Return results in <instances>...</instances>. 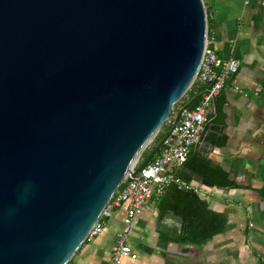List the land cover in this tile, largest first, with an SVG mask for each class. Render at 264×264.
<instances>
[{"label":"water","instance_id":"95a60500","mask_svg":"<svg viewBox=\"0 0 264 264\" xmlns=\"http://www.w3.org/2000/svg\"><path fill=\"white\" fill-rule=\"evenodd\" d=\"M205 42L203 0H0V264L71 260L198 97L170 115Z\"/></svg>","mask_w":264,"mask_h":264},{"label":"crops","instance_id":"0c3cea01","mask_svg":"<svg viewBox=\"0 0 264 264\" xmlns=\"http://www.w3.org/2000/svg\"><path fill=\"white\" fill-rule=\"evenodd\" d=\"M203 4L207 45L220 58L237 59L238 67L214 96L204 123L207 136L188 154L222 169L233 186H204L174 172L209 210L221 214L225 225L200 243L185 240L181 215L196 204L181 191L186 188L171 184L159 199L145 201L132 219L127 244L136 257H123L122 264H264V7L242 0ZM204 88L195 85L198 92ZM216 115L220 123L211 129ZM124 208H114L101 232L86 238L69 263L108 264Z\"/></svg>","mask_w":264,"mask_h":264},{"label":"built area","instance_id":"2783aa9c","mask_svg":"<svg viewBox=\"0 0 264 264\" xmlns=\"http://www.w3.org/2000/svg\"><path fill=\"white\" fill-rule=\"evenodd\" d=\"M242 2L244 4L253 2L264 7V0H242ZM237 67V59L218 57L205 42L203 66L193 79L196 84L205 85L198 94L197 102L181 112L162 141L159 152L150 157L137 175L128 179L125 177L121 181L87 233L86 238L96 236L101 232L113 209L125 205L122 225L111 246L108 264H122L123 257L130 259L136 257L135 252L127 244V235L131 229L132 219L139 213L145 201L159 199L171 184L184 188L191 187L174 171L184 164L190 148L200 140L211 99L221 89L225 80L237 71Z\"/></svg>","mask_w":264,"mask_h":264},{"label":"trees","instance_id":"16d2710c","mask_svg":"<svg viewBox=\"0 0 264 264\" xmlns=\"http://www.w3.org/2000/svg\"><path fill=\"white\" fill-rule=\"evenodd\" d=\"M196 82L195 80L192 82L190 87L188 88L185 94V100H183L180 104H178L173 113L177 110L179 106L185 103L188 99L193 96L198 95L201 91H197L195 89ZM197 102V98L190 104V108L193 106L194 103ZM172 112V111H171ZM220 123L219 115L209 123V127L214 129ZM171 125V117L166 120L159 133H157L151 142L143 149L141 152L138 161L136 162L135 166L138 165L139 161L142 160L146 154L151 150V148L159 141V139L165 134V132L169 129ZM160 150V147L154 153L157 154ZM185 167L190 169L192 172L196 173L201 177V183L204 186H215V187H225V186H233V184L228 180L227 174L217 166L211 164L207 159L202 157H197L194 153L188 154L186 161L183 164ZM176 173L187 179L180 170H177ZM180 189H182L180 187ZM180 191V190H179ZM183 192H187L194 200L195 204L192 203L191 206H187L184 209V214H182V231L184 232V239L200 243L206 239H209L214 234L221 232L225 225V219L221 216V214L213 212L209 210L206 205L204 204L203 200L197 198L196 194L192 191V188H186L181 190ZM264 198V192L262 193ZM196 206L195 208H193Z\"/></svg>","mask_w":264,"mask_h":264},{"label":"rangeland","instance_id":"374dc122","mask_svg":"<svg viewBox=\"0 0 264 264\" xmlns=\"http://www.w3.org/2000/svg\"><path fill=\"white\" fill-rule=\"evenodd\" d=\"M183 100H185V97L183 98ZM183 100H182V101H183ZM174 109H175V108H174ZM174 109H173V110H174ZM173 110H172V112L170 113V115H172V114H173Z\"/></svg>","mask_w":264,"mask_h":264}]
</instances>
